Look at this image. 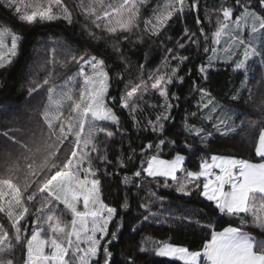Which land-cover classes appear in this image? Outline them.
<instances>
[{
  "label": "snow or ice",
  "instance_id": "snow-or-ice-1",
  "mask_svg": "<svg viewBox=\"0 0 264 264\" xmlns=\"http://www.w3.org/2000/svg\"><path fill=\"white\" fill-rule=\"evenodd\" d=\"M147 3L148 0H90L85 4L81 0L78 7L86 20L110 36L120 33L130 35L138 31L159 37L170 22L174 18L183 17L187 9L199 11L198 0H165L162 6L157 4L151 9V15L144 20L141 29V9ZM257 4L260 9H264V0H257ZM0 5L12 11L20 23L29 26L61 20L69 25L73 23L72 10L64 0H0ZM235 6L241 9L239 15H235L232 7L221 6L217 9V28L212 33V44L219 46L222 38L225 39L226 46L222 50L225 62L233 63L234 71L243 70L245 73L241 88L234 92L231 101L239 103L245 90L249 91L248 100L242 106V111H225L208 89L196 86L200 93L198 111L191 113L192 117H196L198 113L207 112V115H201V119L211 123L212 128L221 135L238 133L256 126L257 121L249 119L247 113L249 104L254 103L251 89L247 87L254 77L248 69L251 66L255 72L264 68V14L255 10L256 5L246 4L244 0H235ZM201 23L197 17V26ZM245 30L247 38L243 35ZM200 34L204 36L207 45L208 35L202 27ZM89 35L97 38L93 32H89ZM195 36L196 33L186 28L182 39L176 42V48L184 49L187 43H197ZM9 38L10 46L6 42ZM128 38L124 36L123 40ZM138 39L142 42V36ZM21 41L22 34H16L7 26H0V70L13 64ZM215 46H206L204 51L216 54L218 48ZM167 54L162 61L165 69L163 72L157 70L149 73L147 80L141 77L139 83L126 85L120 98V107L128 109L135 121L134 127H140L141 122L136 118V114L141 111L138 101L144 99L151 82V90L158 92L163 102L155 106L161 111L155 120L146 121L143 130L150 129L157 135L165 132V123L172 119L169 111L173 107L171 100L178 97L175 94L169 95V86L183 79L179 76L180 64L188 59L187 56L179 55L175 48L167 49ZM169 58L176 61V67H169ZM213 58L216 57L209 58L207 66L200 67L201 73L206 74ZM71 60L80 64V70L76 77L64 85L50 88L48 103L42 112L46 132L42 131L39 140L33 137L30 142H21L9 132L3 133L13 145H18V149L9 150L2 165L6 177L0 179V213L6 217L9 227L0 221V264H16L13 258L15 245H22L25 240L23 264H100L101 249L103 264H111L113 253L110 244L117 238V232L110 233L109 226L115 222L118 211L102 199L101 181L97 178V169L93 166L90 153H97L96 158L109 162L106 156L99 155L96 138L101 133L112 138L114 132L101 126L100 122L116 125L119 130L121 121L106 102L111 78L104 60L95 56L75 55L71 56ZM78 82L79 94L76 95ZM261 83L264 84V80ZM49 84L50 78H46L43 85ZM43 85L37 83L35 87H30V95ZM8 107L0 104V112L6 113ZM259 112V123H264V104L259 107ZM241 116L244 118L236 124L235 120ZM183 131L201 138L211 136L203 127L189 123L187 117ZM168 143L175 145L176 142L164 139L155 145L149 142L142 147L141 155L145 154L146 149L161 148ZM255 155L260 163L212 155L210 161L201 160L198 171H189L183 167L185 156L179 153L170 160L153 154L146 160L142 159L141 169L135 171L132 178H141L142 175L153 180L163 178L164 188L175 187V191L184 196L199 191V195L211 202L221 217H236L240 219L241 225H248V217L251 216L252 225L264 230V129L259 132ZM145 163L147 166L143 167ZM119 164L124 166L123 161H119ZM178 173H183V177ZM132 178L125 177L124 183H130ZM226 185L228 190H225ZM41 196L43 199L40 206L33 214L30 205ZM151 196L163 203V198L155 192ZM151 203L149 201L148 204L140 205L149 213L143 217L145 221L156 217V213L150 210ZM59 205H63L64 210L71 214L70 222L63 219L64 212L58 210ZM29 215H35V219L31 222L32 235L27 238L22 235V230L26 231L28 227L23 221ZM168 219L193 222L191 216H170ZM195 222L199 224L198 220ZM109 234L112 240L102 243ZM13 237L15 245L12 243ZM147 244L150 246H142L140 253L152 252L156 257L175 259L183 264H264V238L233 226L224 227L222 231L213 227L210 239L205 238L202 244V250H191L162 241H149ZM125 264H135V259L128 257Z\"/></svg>",
  "mask_w": 264,
  "mask_h": 264
},
{
  "label": "trees",
  "instance_id": "trees-1",
  "mask_svg": "<svg viewBox=\"0 0 264 264\" xmlns=\"http://www.w3.org/2000/svg\"><path fill=\"white\" fill-rule=\"evenodd\" d=\"M64 2L72 10L71 25L61 20L29 26L20 23L12 11L0 5V26H7L16 34H22L18 56L9 68L0 70V104L9 105L6 113L0 112V175L6 176L2 167L5 154L9 150L18 149V145H13L3 133L9 132L21 142H30L33 137L39 140L42 131L46 132V125L39 116L44 93L52 84L74 74L79 68L78 62H72V55L95 56L104 60L109 71L111 78L109 98L112 100L113 111L121 121L119 130L116 125L101 123V126L113 131L114 136L108 138L101 133L96 138L99 155L106 156L109 162H102L96 158L97 153H90L93 156V166L97 169V178L101 181L102 199L118 211L115 222L109 226L110 233L117 232V238L112 240L109 234L102 241L107 243L112 240L111 264H125L128 257L134 258L135 264H183L182 261L175 259L156 257L152 252L140 253L139 249L142 246H150L147 244L149 241H162L186 246L191 250H202V244L205 238L210 239L213 227L217 231L227 226L238 227L243 232L264 238V230L252 225L251 216L248 217V225H241L240 219L236 217H221L214 205L199 195V191L184 196L178 194L175 187L164 188L163 178L153 180L143 175L141 178H132V174L141 169L142 159L146 160L148 156L153 155L152 149H146L142 156V147L149 142L156 144L160 139L176 142L175 145L168 143L162 147L165 154L163 156L166 160L172 159L178 153L185 156L183 167L189 171H198L201 160L210 161L212 155L260 161L255 155V145L260 130L264 129V123H259L261 118L259 107L264 104V84L261 83L264 80V68L255 72L249 70V74L254 78L247 87L251 89L254 103L249 104L247 113L249 119L257 121L255 127L245 128L238 133L221 135L212 128L211 123H205L201 119V115L207 112L198 113L196 117L191 116V113L198 111L197 104L200 100L196 86L208 89L213 98L234 111H242V106L248 100L249 91L245 90L239 103L231 101L234 92L241 88L245 75L242 70L234 71L231 62H218L206 74L199 71L202 65H206L209 52L206 53L204 49L206 46L211 47V35L217 28V9L221 6L232 7L235 15H238L240 8L235 6V0H198V12L187 9L184 16L174 18L159 37L138 31L130 35L120 33L110 36L85 19L78 7L81 0H64ZM89 2L90 0H83L85 4ZM164 3L162 0H148L141 9V29L144 20L151 15V9L157 4L162 6ZM244 3L256 5L255 10L264 14V9L258 7L257 0H244ZM197 17L202 22L200 26L196 24ZM201 27L208 35L207 45L204 36L200 34ZM186 28L196 33L194 39L198 42L187 43L184 49H178L176 42L182 39ZM89 32H93L97 38L94 39ZM124 36H128V40H123ZM141 36L142 42L138 39ZM8 40L6 42L10 46L11 41ZM169 48H175L179 55L187 56L188 59L180 64L179 76L183 79L169 86V95L175 94L178 97L171 100L173 107L169 111L172 119L165 123V132L157 135L150 129L143 130L146 121L155 120L156 115L160 113L161 110L155 106L163 102L158 92L151 90L150 82L149 91L145 93L144 99L138 101L141 111L136 114V118L141 122L140 127H134L135 121L129 110L120 107V98L125 92L126 85L131 82L139 83L141 77L147 80L148 70L156 68L161 63ZM53 49H55L54 54ZM169 61V67H176V61L171 59ZM141 65H144L143 69ZM46 78H50L49 85H43ZM37 83L43 86L30 95L29 88L35 87ZM75 91L78 95L79 82ZM186 117L189 123L203 127L206 133H211V136L201 138L184 132ZM243 118L244 116H241L236 119L235 123L239 124ZM119 161H123V167L120 166ZM146 166V163L143 164V167ZM178 175L183 177V173ZM125 177L132 178L131 182L125 184ZM168 182L172 183L170 180ZM200 183L202 185L203 178ZM152 192L162 197L163 203L154 199L151 196ZM149 201H152L150 210L156 213V217L145 221L143 217L149 213L140 205L148 204ZM38 203L39 199L30 205L32 212L36 210ZM170 216H191L193 222L168 219ZM31 219V215L26 218L29 222ZM197 220L199 224L195 222ZM0 221L9 227L2 213H0ZM12 243L15 245L14 237ZM25 245V241L22 245H15L13 258L16 264H23V257L26 255ZM101 262H103L102 249Z\"/></svg>",
  "mask_w": 264,
  "mask_h": 264
},
{
  "label": "rangeland",
  "instance_id": "rangeland-1",
  "mask_svg": "<svg viewBox=\"0 0 264 264\" xmlns=\"http://www.w3.org/2000/svg\"><path fill=\"white\" fill-rule=\"evenodd\" d=\"M162 2H165V0H162ZM240 11H241V9H240ZM240 11H239V13H240ZM238 15H239V14H238ZM220 18H221V17H220ZM243 35L245 36V38H247V31H246V30H245V32L243 33ZM9 40H10V38H9ZM9 40H8V41H9ZM214 46H215V45L212 44V35H211V47H214ZM225 46H226V41H225V39L222 38V40H221V44H220L219 46H215V47L218 48V52H217L216 54H213L211 51H209V54H208V57H207L206 65H205V66H207V65L209 64V58H210V57H216V58H213V59L211 60V67H208V68H207V71H208L210 68H212L216 63L221 62V61L225 62V57L223 56V53H222V50H223V48H224ZM211 47H210V48H211ZM238 51H239V50H238ZM167 55H168V54L166 53V54H165V57H166ZM165 57L163 58L162 61H164ZM234 59H235V58H234ZM36 60H37V59H36ZM169 60H170V58H169ZM162 61H161V63H160L156 68H154V69H152V70H148V75H149V73H154V72H156L157 70H160L161 72H163L165 69H164V65H163ZM169 62H170V61H169ZM169 64H170V63H169ZM169 66H170V65H169ZM232 66L234 67V64H233V63H232ZM78 67H79V68L74 72V74L68 75L67 77H65V78H63L62 80H60V82L52 84V85L46 90V92H45L44 95H43V100H42L43 102H41V103H42L41 111L39 112V116H40L41 120H42V112H43V109H44L45 105L48 103L47 97H48V93H49L50 88L53 87V86L64 85L66 82H68L69 80H71L73 77H76L77 74H78V72H79V70H80V64H79ZM250 69H251V66H249L248 71H249ZM242 71H243V70H242ZM147 77H148V76H147ZM150 84H151V82H150ZM77 85H78V83L76 84V87H77ZM70 86H71V85H69V87H70ZM64 90H67V89H64ZM214 99H215V98H214ZM215 101H216V102H217V103H218V104H219V105H220L225 111H227V110H229V109L233 110L231 107L226 106V105H223L222 103H220V102L217 101L216 99H215ZM106 102L108 103L109 107L113 110V106H112V104H111V103H112L111 98H108ZM207 114H208V113H206L205 115H207ZM42 122H43V120H42ZM204 122H205V123H208V121H206V120H204ZM213 122H215V121H213ZM100 123H103V122H100ZM156 144H157V143H156ZM154 145H155V144H154ZM152 150H153V154H158V155L160 156L161 159H165L164 156H163V155H165V154H164V152H163L162 147H161V148L153 147ZM5 177H6V176H2V175H0V179L5 178ZM42 199H43V196H41V197L39 198V203H38L37 207L40 206V203H41ZM58 210L64 212L63 219H64L66 222H70V221H71V214L68 213L66 210H64L63 205H59V206H58ZM35 211H36V210H35ZM35 211H33L32 213L34 214ZM31 216H32V219H31V222H32V220L35 219V215H31ZM31 222L27 221L26 219L23 221V224L25 223V225H28L26 231L22 230V234H24L27 238H30L31 235H32L33 226H32V223H31ZM44 227H45V234H46V232H47V226L45 225ZM25 242L27 243V240H25ZM174 245H176V244H174ZM177 246H181V245H177ZM185 247H186V246H185ZM100 264H103V262H101Z\"/></svg>",
  "mask_w": 264,
  "mask_h": 264
},
{
  "label": "crops",
  "instance_id": "crops-1",
  "mask_svg": "<svg viewBox=\"0 0 264 264\" xmlns=\"http://www.w3.org/2000/svg\"><path fill=\"white\" fill-rule=\"evenodd\" d=\"M258 141V140H257ZM221 156V155H220ZM225 157H228V156H225ZM250 162H253V161H250ZM261 161H259V162H253V163H260ZM214 171H216V172H218L219 170L218 169H215ZM225 190H228V186L226 185L225 186ZM223 230V229H222ZM222 230H220V231H222Z\"/></svg>",
  "mask_w": 264,
  "mask_h": 264
}]
</instances>
